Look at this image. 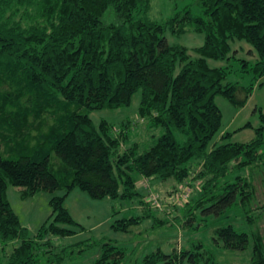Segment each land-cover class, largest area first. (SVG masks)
<instances>
[{
	"label": "trees",
	"instance_id": "obj_1",
	"mask_svg": "<svg viewBox=\"0 0 264 264\" xmlns=\"http://www.w3.org/2000/svg\"><path fill=\"white\" fill-rule=\"evenodd\" d=\"M195 2L198 14L183 8L157 21L148 16L151 0H0V253L10 247L3 264H39L40 247L53 250L46 238L83 231L65 205L74 188L93 199L143 204L144 214L111 223L126 232L155 217L137 188L138 176L178 184L198 164L192 179L202 180L201 192L183 217L189 226L197 218L220 223L207 246L156 247L133 260L131 251L103 238L64 246L46 263L61 264L100 244V254L86 264H214L216 250L244 251L251 238L247 264H264L261 233L225 222L234 209L254 222L252 177L264 169V112L256 109L257 127L223 130L215 101L221 95L243 107L264 76V0ZM189 31L203 34V43L188 47L167 38ZM239 42L249 45L245 53L253 60L237 55ZM208 59L237 61L250 82L226 81L231 70ZM136 93L138 116L160 130L149 142L132 140L129 123L118 128L91 119L94 110L130 106ZM244 128L253 129L251 139L230 140ZM52 155L59 161L53 165ZM9 183L21 188L22 198L63 192L49 199L51 212L34 237L6 197Z\"/></svg>",
	"mask_w": 264,
	"mask_h": 264
},
{
	"label": "rangeland",
	"instance_id": "obj_2",
	"mask_svg": "<svg viewBox=\"0 0 264 264\" xmlns=\"http://www.w3.org/2000/svg\"><path fill=\"white\" fill-rule=\"evenodd\" d=\"M183 8L190 9L194 14L200 12L195 0H151V8L148 16L152 20L162 21L170 16L175 10ZM167 38L171 43H180L188 47L199 46L203 43V34L189 31L179 37L172 36L167 33ZM237 55L253 60L254 55L246 54L249 47L244 42L235 43L233 47L239 48ZM210 66H227L231 70L226 81H239L243 84L250 82L251 76L239 71V65L235 60H214L208 59ZM238 69V70H237ZM261 85H258V83ZM139 93L133 96L132 103L128 107L115 110L101 109L91 112L90 117L95 124L101 119H106L115 124V127L121 123H129L132 130V140L140 143H146L150 140V134L160 133V130H152L147 127L146 122L137 114V106L139 101ZM216 104L222 112V128L223 130L233 131L245 123L252 126L259 125L257 108H262L264 112V76L256 83L251 95L248 97L243 107L233 106L226 98L217 95ZM149 129V130H147ZM254 136L251 128L237 130L231 137V141H248ZM180 138L181 135H178ZM218 136L216 137V139ZM6 157H13L7 151L3 152ZM51 165L58 163L55 155H52ZM200 171V165H195L191 170L190 179H186L181 183H176L172 178L159 179L137 177V188L148 202L149 209L155 215L152 218H145L141 223L131 225L126 232L115 231L111 227V223L116 218L127 215L144 214L143 204L137 200H121L111 199L109 197L102 199H93L86 191L74 188L65 198V205L73 219L80 223L84 229L77 231L74 235L63 238L57 236H49L53 250L46 252V247L41 246L39 251V264H47L46 257L54 252H58L64 246L85 241L86 243L98 241L100 239H110L124 247L127 252L131 251V258L135 260L156 247H160L165 252L175 249L189 248L192 241L203 242L207 246L208 242L215 235V228L220 223H213L202 218H197L192 226L185 223L183 211L190 201L197 198L201 192L202 180L192 179ZM242 174H247L243 171ZM254 198L251 202L250 214L254 216L252 225L246 220V217L240 210L234 209L225 222H231L238 229L250 234L252 230L257 229L264 238V169L255 170L253 172ZM63 192L58 190L50 193L47 191H39L32 196L26 198L21 197V188L12 184H8L6 189V197L10 202L13 210L18 215L21 224L29 230L30 236L34 237L51 212L49 199L53 195H62ZM157 199L154 203L152 199ZM151 199V201H150ZM190 202V203H191ZM146 205V204H145ZM147 209V208H145ZM115 212V213H114ZM77 230V229H76ZM252 240L249 239V246L244 251H225L221 248L216 250L213 259L214 264H247L248 256L251 251ZM10 247L7 246L5 252L0 253V264L6 260ZM101 252L100 244L92 245L83 251L76 258H65L61 264H86L93 262ZM133 252V253H132ZM183 264H189L184 262Z\"/></svg>",
	"mask_w": 264,
	"mask_h": 264
},
{
	"label": "built area",
	"instance_id": "obj_3",
	"mask_svg": "<svg viewBox=\"0 0 264 264\" xmlns=\"http://www.w3.org/2000/svg\"><path fill=\"white\" fill-rule=\"evenodd\" d=\"M150 201H151V199H150ZM152 201H154V203H156L157 202V199L155 198V199H152Z\"/></svg>",
	"mask_w": 264,
	"mask_h": 264
},
{
	"label": "crops",
	"instance_id": "obj_4",
	"mask_svg": "<svg viewBox=\"0 0 264 264\" xmlns=\"http://www.w3.org/2000/svg\"><path fill=\"white\" fill-rule=\"evenodd\" d=\"M240 49H242V48H240ZM240 49H239V50H240ZM247 49H250V47H248Z\"/></svg>",
	"mask_w": 264,
	"mask_h": 264
}]
</instances>
